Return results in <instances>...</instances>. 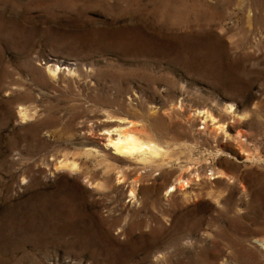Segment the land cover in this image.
<instances>
[{
  "label": "rangeland",
  "instance_id": "rangeland-1",
  "mask_svg": "<svg viewBox=\"0 0 264 264\" xmlns=\"http://www.w3.org/2000/svg\"><path fill=\"white\" fill-rule=\"evenodd\" d=\"M0 264H264V0H0Z\"/></svg>",
  "mask_w": 264,
  "mask_h": 264
},
{
  "label": "bare ground",
  "instance_id": "bare-ground-1",
  "mask_svg": "<svg viewBox=\"0 0 264 264\" xmlns=\"http://www.w3.org/2000/svg\"><path fill=\"white\" fill-rule=\"evenodd\" d=\"M49 71H52L51 68H49ZM210 119V121L215 125L216 119L211 117L208 113L206 116V120ZM132 123V122H131ZM129 123V125L131 124ZM217 128L215 129L216 132H225V126H218L216 125ZM108 135V140H107V147L111 149L114 154L125 157V158H130V159H141L144 157H155L157 156V150L156 146L150 142L142 140V138L138 137L135 133L132 131L126 130H109L107 132ZM117 134L114 136V134ZM241 147V146H240ZM65 165V164H64ZM75 165H65L64 167L62 166L61 168L68 169L71 172L75 171ZM184 183V182H183Z\"/></svg>",
  "mask_w": 264,
  "mask_h": 264
}]
</instances>
